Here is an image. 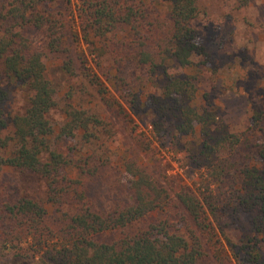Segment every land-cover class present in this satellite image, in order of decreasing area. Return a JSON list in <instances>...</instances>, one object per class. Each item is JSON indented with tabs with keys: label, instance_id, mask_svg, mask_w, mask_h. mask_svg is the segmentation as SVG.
Wrapping results in <instances>:
<instances>
[{
	"label": "trees",
	"instance_id": "1",
	"mask_svg": "<svg viewBox=\"0 0 264 264\" xmlns=\"http://www.w3.org/2000/svg\"><path fill=\"white\" fill-rule=\"evenodd\" d=\"M57 1L0 0V173L44 183L39 196L0 185V264H264V107L255 104L245 131L219 120L196 64L207 57L193 26L198 0H164L166 23L152 0H77L70 27ZM80 65L87 95L132 135L146 112L155 136L173 140L190 181L201 174L200 187L134 149L113 167L107 124L83 95H69L63 123H53V74L80 78ZM4 81L24 92L22 112L8 115ZM141 137L140 147L151 144ZM105 167L130 191L109 209L88 188ZM223 215L245 222L239 242L219 232Z\"/></svg>",
	"mask_w": 264,
	"mask_h": 264
},
{
	"label": "rangeland",
	"instance_id": "2",
	"mask_svg": "<svg viewBox=\"0 0 264 264\" xmlns=\"http://www.w3.org/2000/svg\"><path fill=\"white\" fill-rule=\"evenodd\" d=\"M152 1L161 16V22L166 23L167 12L164 0ZM78 5L77 0H71V5L67 0H58L55 3V10L64 16L68 27L78 23L76 18ZM197 5L200 18L193 26L197 31L199 42L207 52L206 58L197 59L196 62L203 71L202 89L210 93L212 102L218 107V118L229 131H245L249 126L251 111L255 104L259 103L264 107V102L260 103L264 95V0H198ZM84 48L87 50V46ZM109 58L106 59L107 66L110 65ZM89 60L93 65L92 56ZM205 62L203 66L202 63ZM81 67L80 65V78L69 79L62 72L53 74L59 90L58 108L51 116L53 123L56 125L63 123L64 111L71 103L69 95L75 99L83 95L84 103L92 107L107 124V134L110 139L109 151L105 152L111 157L113 167L119 157L134 149L151 166L159 164L160 169L164 168L168 175L181 177L194 188L200 187L201 174H196L190 181V169L187 164L180 161L173 140L155 136L152 122L147 120L146 112L143 111L141 120L137 119L138 127L132 135V131L123 119L101 105L96 98L87 95L89 83L83 78ZM186 73L195 74L192 71ZM138 74L136 70L130 73L133 77ZM3 83L9 94L6 106L8 115L22 112L26 107L24 92L9 82ZM260 93L263 95L259 96ZM165 133L163 132V135ZM141 136L150 138L151 144L149 145L146 140L140 147L137 140H145ZM0 185L11 193L19 192L22 195L34 196L41 195L44 188L43 181L36 177H19L10 172L0 173ZM88 188L90 197L99 207L105 209L130 199L126 177L111 167H105ZM154 219L155 216H152L149 222ZM239 221L232 216L223 215L218 225L219 232H224L233 243L239 242L243 238L241 227L246 225L245 222Z\"/></svg>",
	"mask_w": 264,
	"mask_h": 264
}]
</instances>
